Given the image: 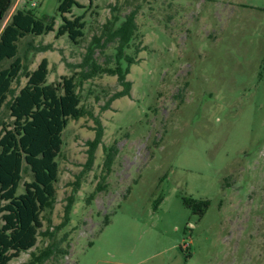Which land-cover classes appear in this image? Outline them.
Returning a JSON list of instances; mask_svg holds the SVG:
<instances>
[{
  "label": "rangeland",
  "instance_id": "374dc122",
  "mask_svg": "<svg viewBox=\"0 0 264 264\" xmlns=\"http://www.w3.org/2000/svg\"><path fill=\"white\" fill-rule=\"evenodd\" d=\"M76 1L84 7L67 17L84 16L80 43L55 32L26 36L19 51H26L28 69L45 58L48 83L76 76L102 25L134 11L140 51L126 76L130 93L103 109L122 89L116 77L80 83L76 76L86 115L63 131L54 209L42 214L35 247L9 264L26 262L50 242L41 233L48 219L50 231L62 222L77 179L70 222L55 235H67L60 244L66 253L44 264H264V0ZM57 7L58 0H15L0 30L23 9L54 17L56 29ZM31 44L51 48L36 53ZM114 46L95 49L93 59L102 64ZM24 84L22 77L14 87ZM89 114L103 136L86 171L95 135ZM0 118L8 120L5 109ZM111 146L116 155L104 189L87 202L101 182L103 147ZM23 192L21 184L17 194ZM183 198L208 200L209 207L198 217Z\"/></svg>",
  "mask_w": 264,
  "mask_h": 264
},
{
  "label": "trees",
  "instance_id": "16d2710c",
  "mask_svg": "<svg viewBox=\"0 0 264 264\" xmlns=\"http://www.w3.org/2000/svg\"><path fill=\"white\" fill-rule=\"evenodd\" d=\"M15 0H0V21L3 20ZM89 5L96 0H88ZM83 8L76 0H58L57 12L60 25L55 29V18L43 16L37 18L31 10L23 9L13 13L0 30V110L7 111V121L0 118V264H9L13 259L35 247L39 230L42 228V214H50L56 203L55 184L58 181L59 164L57 158L63 144L62 134L70 120H78L86 115L77 91L78 75L80 83L98 75L115 76L121 90L114 93L103 106L107 109L110 103L128 96L131 82L126 79L130 66L136 62L135 55L140 51L133 46L137 26L134 23L135 12L128 13L122 21L117 17L102 25L101 37H93L77 68L78 74L61 77L59 81L47 82L49 74L48 61L43 58L35 69L29 70L26 51L20 54L19 43L28 35L41 36L55 32L58 39L66 35L69 41L78 45L84 37V16L67 17L74 8ZM114 10V7L112 8ZM115 44L113 55L105 56L102 64L93 56L95 49H104ZM36 53L51 48L29 45ZM133 48L132 54L126 50ZM113 62V66H109ZM125 63V66L122 63ZM25 84L17 91L14 84L20 78ZM92 116V114H89ZM93 117V116H92ZM95 123L94 138L88 142L87 159L84 169L90 170L94 162V152L103 136V127L98 118ZM101 182L86 199L92 200L95 192L102 191L101 183L110 174L113 159L116 155L114 146L103 147ZM24 174L30 178L23 181ZM22 184L24 192L17 194ZM79 187L78 179L74 182L72 193L66 199L62 222L41 233L50 242L39 252H30L29 259L22 264H44L49 259L66 252L60 244L67 236L59 240L55 235L70 222L74 203V194ZM162 201L155 202V209ZM182 204L193 214L202 217L209 207L208 200L183 198Z\"/></svg>",
  "mask_w": 264,
  "mask_h": 264
},
{
  "label": "crops",
  "instance_id": "0c3cea01",
  "mask_svg": "<svg viewBox=\"0 0 264 264\" xmlns=\"http://www.w3.org/2000/svg\"><path fill=\"white\" fill-rule=\"evenodd\" d=\"M48 68H49V66H48Z\"/></svg>",
  "mask_w": 264,
  "mask_h": 264
}]
</instances>
